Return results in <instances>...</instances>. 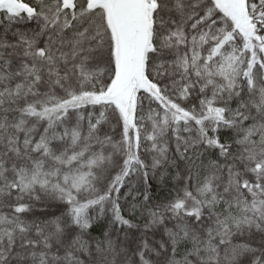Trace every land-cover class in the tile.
Segmentation results:
<instances>
[{
    "label": "snow or ice",
    "instance_id": "1",
    "mask_svg": "<svg viewBox=\"0 0 264 264\" xmlns=\"http://www.w3.org/2000/svg\"><path fill=\"white\" fill-rule=\"evenodd\" d=\"M0 264H264V0H0Z\"/></svg>",
    "mask_w": 264,
    "mask_h": 264
}]
</instances>
